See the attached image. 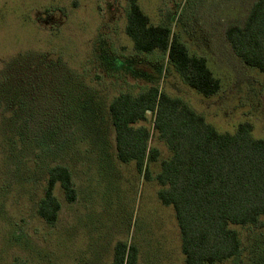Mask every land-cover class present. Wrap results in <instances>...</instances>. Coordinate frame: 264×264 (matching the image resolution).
Instances as JSON below:
<instances>
[{
  "label": "rangeland",
  "instance_id": "374dc122",
  "mask_svg": "<svg viewBox=\"0 0 264 264\" xmlns=\"http://www.w3.org/2000/svg\"><path fill=\"white\" fill-rule=\"evenodd\" d=\"M257 0H138L152 23L168 25L206 57L221 90L204 97L157 50L138 52L126 32L129 0H0V264H110L118 242L136 244L137 264H185L173 205L157 180L172 151L149 127V176L117 156L109 105L151 85L183 98L220 132L248 122L264 138V72L232 48ZM68 167L77 197L60 184L58 220L39 204L50 169ZM240 253L215 264H264V215L232 225Z\"/></svg>",
  "mask_w": 264,
  "mask_h": 264
},
{
  "label": "trees",
  "instance_id": "16d2710c",
  "mask_svg": "<svg viewBox=\"0 0 264 264\" xmlns=\"http://www.w3.org/2000/svg\"><path fill=\"white\" fill-rule=\"evenodd\" d=\"M126 32L138 52L161 51L183 80L204 97L221 90L206 57L192 54L170 26L154 24L138 0H129ZM235 53L250 67L264 72V0H257L244 23L227 30ZM116 131L117 156L136 161L149 176L148 160L157 161L158 149H149L151 132L140 121L153 116V127L172 151L161 162L157 180L161 201L173 205L182 234L185 264H215L240 253L242 241L232 225L259 222L264 215V138H255L248 122L236 132L223 133L183 98L158 85L134 95L121 92L109 105ZM60 184L70 202L77 192L68 167L49 171L48 187L39 214L48 223L58 220L61 202L55 194ZM136 244L120 241L110 264H137Z\"/></svg>",
  "mask_w": 264,
  "mask_h": 264
}]
</instances>
